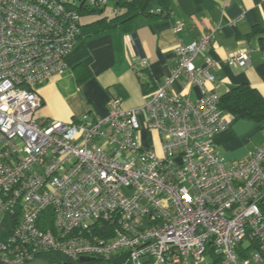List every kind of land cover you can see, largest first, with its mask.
Listing matches in <instances>:
<instances>
[{
  "label": "built area",
  "instance_id": "obj_1",
  "mask_svg": "<svg viewBox=\"0 0 264 264\" xmlns=\"http://www.w3.org/2000/svg\"><path fill=\"white\" fill-rule=\"evenodd\" d=\"M217 30L178 43L170 78L142 108L117 96L105 117L49 122L36 87L66 70L80 16L61 0H0V264L48 253L67 264L124 254L121 264H264V140L231 165L212 148L226 127L218 95L202 89L215 64H194ZM249 51L228 63L245 68ZM180 77L201 88L196 101L169 91Z\"/></svg>",
  "mask_w": 264,
  "mask_h": 264
},
{
  "label": "crops",
  "instance_id": "obj_2",
  "mask_svg": "<svg viewBox=\"0 0 264 264\" xmlns=\"http://www.w3.org/2000/svg\"><path fill=\"white\" fill-rule=\"evenodd\" d=\"M169 7L167 18L140 25L133 33L119 25L96 32L86 26L103 16L90 22H83L81 16L80 37L64 57L66 70L36 87L42 99L37 117L63 123L102 118L110 99L117 96L124 110L142 108L147 96L170 78L178 43L190 44L212 26H218L213 43L194 60L196 67H203L207 58L215 64L202 89L220 97L234 87L248 86L264 98V34H252L264 27V0H170ZM177 25L183 27L178 34ZM244 49H250L248 66L234 68L228 59ZM86 59L89 76L79 80L76 66ZM141 59L146 66L134 71L133 65ZM168 89L191 101L201 95V88L185 86L181 77L171 80ZM224 120L226 127L211 138V146L231 165L261 146L264 131L259 123L225 112ZM139 137L144 146L150 137L158 149L155 133L141 132Z\"/></svg>",
  "mask_w": 264,
  "mask_h": 264
},
{
  "label": "trees",
  "instance_id": "obj_3",
  "mask_svg": "<svg viewBox=\"0 0 264 264\" xmlns=\"http://www.w3.org/2000/svg\"><path fill=\"white\" fill-rule=\"evenodd\" d=\"M66 6L75 9L79 16L89 14L102 15L105 11L108 2L113 3L116 9L112 17L103 16L94 21L86 28H92L94 31H102L111 29L116 25L122 27L126 33H133L140 25L150 23L157 19L167 18L170 14V0H105V3H100V0H95L93 5L88 4L85 0H61ZM80 24V30H81ZM252 34H264V27L256 28ZM80 37V32L78 38ZM89 60L86 59L78 64V79L87 78ZM139 71V70H137ZM80 80V79H79ZM220 109L234 117L246 120H252L259 123L264 131V98L259 93L248 87L238 86L232 88L229 92L219 97ZM260 208L264 214V197L261 200ZM48 264H67V260L59 254L48 253L41 257ZM90 260L81 262L80 264H112L110 260L100 258H89ZM212 264H217L219 261L216 258H211Z\"/></svg>",
  "mask_w": 264,
  "mask_h": 264
},
{
  "label": "rangeland",
  "instance_id": "obj_4",
  "mask_svg": "<svg viewBox=\"0 0 264 264\" xmlns=\"http://www.w3.org/2000/svg\"><path fill=\"white\" fill-rule=\"evenodd\" d=\"M114 6H113V3L111 2H108L107 5H106V8H105V11L102 15H97V14H89L87 16H84L82 17V21L83 22H90L92 20H95L96 18L100 17V16H111L114 14ZM116 10V9H115ZM246 245V243H244ZM206 260L207 261H210L211 260V257L210 255H206ZM192 264V262H191ZM201 264H204V263H201Z\"/></svg>",
  "mask_w": 264,
  "mask_h": 264
},
{
  "label": "water",
  "instance_id": "obj_5",
  "mask_svg": "<svg viewBox=\"0 0 264 264\" xmlns=\"http://www.w3.org/2000/svg\"><path fill=\"white\" fill-rule=\"evenodd\" d=\"M213 238L214 237L212 236L211 239H213ZM126 256H127V254H124L120 258L113 260L112 264H121L124 261ZM88 260H90V259L89 258H80L79 259V261H81V262L88 261ZM28 264H48V262H46L45 260H36V261H33L31 263H28Z\"/></svg>",
  "mask_w": 264,
  "mask_h": 264
}]
</instances>
